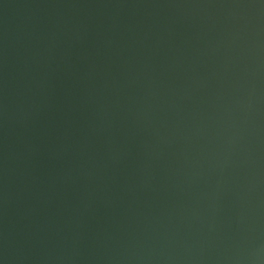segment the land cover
Listing matches in <instances>:
<instances>
[{
  "label": "water",
  "instance_id": "1",
  "mask_svg": "<svg viewBox=\"0 0 264 264\" xmlns=\"http://www.w3.org/2000/svg\"><path fill=\"white\" fill-rule=\"evenodd\" d=\"M0 264H264V0H0Z\"/></svg>",
  "mask_w": 264,
  "mask_h": 264
}]
</instances>
